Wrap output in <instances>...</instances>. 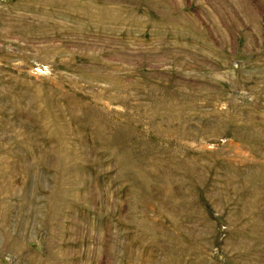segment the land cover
I'll use <instances>...</instances> for the list:
<instances>
[{
	"label": "rangeland",
	"instance_id": "374dc122",
	"mask_svg": "<svg viewBox=\"0 0 264 264\" xmlns=\"http://www.w3.org/2000/svg\"><path fill=\"white\" fill-rule=\"evenodd\" d=\"M0 264H264V0H0Z\"/></svg>",
	"mask_w": 264,
	"mask_h": 264
}]
</instances>
